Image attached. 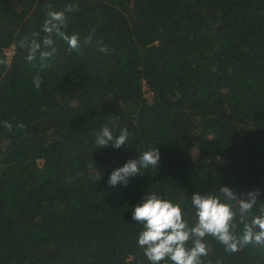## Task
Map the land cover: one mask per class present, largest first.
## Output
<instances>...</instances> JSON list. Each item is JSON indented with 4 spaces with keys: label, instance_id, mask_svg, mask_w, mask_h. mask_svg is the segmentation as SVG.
Returning <instances> with one entry per match:
<instances>
[{
    "label": "trees",
    "instance_id": "trees-1",
    "mask_svg": "<svg viewBox=\"0 0 264 264\" xmlns=\"http://www.w3.org/2000/svg\"><path fill=\"white\" fill-rule=\"evenodd\" d=\"M69 4L65 31L91 43L58 40L36 88L18 42ZM0 59V264H151L132 211L152 192L190 224L196 192L259 189L264 203V0H0ZM105 124L127 145L98 149ZM151 147L157 168L109 186ZM207 240L204 264H264L258 246Z\"/></svg>",
    "mask_w": 264,
    "mask_h": 264
},
{
    "label": "clouds",
    "instance_id": "clouds-1",
    "mask_svg": "<svg viewBox=\"0 0 264 264\" xmlns=\"http://www.w3.org/2000/svg\"><path fill=\"white\" fill-rule=\"evenodd\" d=\"M49 9L41 31H34L18 42L21 49H27L26 60L37 68V75L33 78L36 88L41 86L39 72L51 67L50 61L59 51L58 40L67 44L69 52L80 54H83V45L91 43V36L82 44L78 33L68 34L65 31L68 28L67 14L77 10L74 5L69 4L61 11L51 10L49 5ZM0 65L7 66L8 61L0 59ZM3 126L10 131L12 129L7 121L3 122ZM114 128L115 125L110 127L105 124L96 133L98 149L109 145L119 149L127 145L131 136L128 129L121 128L117 133ZM160 159L161 153L156 147L141 152L138 159H130L111 173L109 186H127L130 178L149 167L157 168ZM260 196L259 189L236 193L228 186L204 194L196 192L191 196L196 221L190 224L185 218L187 212L183 210L182 201L173 202L156 192L146 194L143 203L132 211V219L142 225L138 245L151 264H160L166 259L172 264H204L202 257L208 256L210 248L208 237L220 243L228 253H236L248 246L264 250V203H258ZM254 209L257 211L254 212ZM217 264L221 262L217 261Z\"/></svg>",
    "mask_w": 264,
    "mask_h": 264
},
{
    "label": "rangeland",
    "instance_id": "rangeland-1",
    "mask_svg": "<svg viewBox=\"0 0 264 264\" xmlns=\"http://www.w3.org/2000/svg\"><path fill=\"white\" fill-rule=\"evenodd\" d=\"M6 51H7L8 55H11L12 54V51L11 50H6ZM145 90H146V97L149 98L152 94H151V92L148 91V88H145Z\"/></svg>",
    "mask_w": 264,
    "mask_h": 264
},
{
    "label": "built area",
    "instance_id": "built-area-1",
    "mask_svg": "<svg viewBox=\"0 0 264 264\" xmlns=\"http://www.w3.org/2000/svg\"><path fill=\"white\" fill-rule=\"evenodd\" d=\"M9 50H11V49H9ZM11 51H12V50H11ZM6 54H8L7 51H6Z\"/></svg>",
    "mask_w": 264,
    "mask_h": 264
}]
</instances>
